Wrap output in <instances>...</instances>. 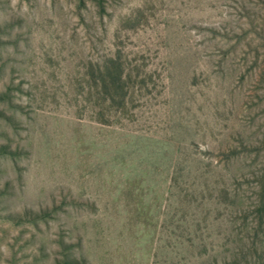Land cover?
Returning <instances> with one entry per match:
<instances>
[{
  "label": "rangeland",
  "instance_id": "rangeland-1",
  "mask_svg": "<svg viewBox=\"0 0 264 264\" xmlns=\"http://www.w3.org/2000/svg\"><path fill=\"white\" fill-rule=\"evenodd\" d=\"M0 264H264V0H0Z\"/></svg>",
  "mask_w": 264,
  "mask_h": 264
}]
</instances>
